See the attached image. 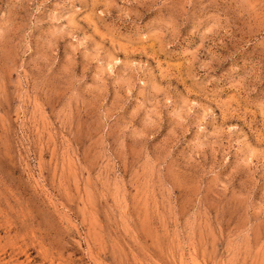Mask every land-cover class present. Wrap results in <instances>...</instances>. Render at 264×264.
<instances>
[{"label":"rangeland","instance_id":"374dc122","mask_svg":"<svg viewBox=\"0 0 264 264\" xmlns=\"http://www.w3.org/2000/svg\"><path fill=\"white\" fill-rule=\"evenodd\" d=\"M0 264H264V0H0Z\"/></svg>","mask_w":264,"mask_h":264}]
</instances>
